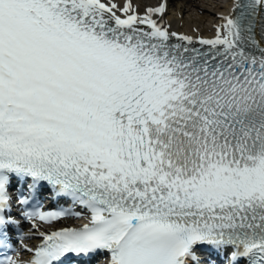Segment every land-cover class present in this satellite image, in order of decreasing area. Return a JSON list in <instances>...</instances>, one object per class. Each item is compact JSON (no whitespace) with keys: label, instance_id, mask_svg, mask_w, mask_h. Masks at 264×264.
Listing matches in <instances>:
<instances>
[{"label":"snow or ice","instance_id":"obj_1","mask_svg":"<svg viewBox=\"0 0 264 264\" xmlns=\"http://www.w3.org/2000/svg\"><path fill=\"white\" fill-rule=\"evenodd\" d=\"M166 10L0 0V249L28 221L27 264H264V0L212 38Z\"/></svg>","mask_w":264,"mask_h":264},{"label":"bare ground","instance_id":"obj_2","mask_svg":"<svg viewBox=\"0 0 264 264\" xmlns=\"http://www.w3.org/2000/svg\"><path fill=\"white\" fill-rule=\"evenodd\" d=\"M123 1V0H121ZM138 4L144 0H135ZM173 1L171 10L174 13L176 19L179 20V24L175 22L172 23L174 28L177 30H187L191 28L193 24L198 23L201 28H197L196 31L187 30L193 33H206L211 30L209 26L202 25L200 23L205 20H212L216 16V11L221 5L218 3L211 4L205 0H175ZM197 10L198 12H194ZM168 16L172 13L165 12ZM189 16V17H188Z\"/></svg>","mask_w":264,"mask_h":264},{"label":"rangeland","instance_id":"obj_3","mask_svg":"<svg viewBox=\"0 0 264 264\" xmlns=\"http://www.w3.org/2000/svg\"><path fill=\"white\" fill-rule=\"evenodd\" d=\"M209 1H210V3H211V4H213V3H214V2H211V0H209ZM194 12H196V10H195ZM204 22H205V21H204ZM206 22H207V20H206Z\"/></svg>","mask_w":264,"mask_h":264}]
</instances>
